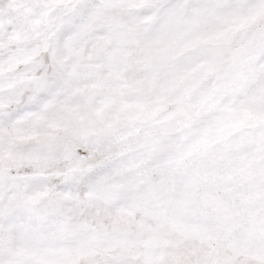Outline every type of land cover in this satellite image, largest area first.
<instances>
[{
  "label": "snow or ice",
  "instance_id": "snow-or-ice-1",
  "mask_svg": "<svg viewBox=\"0 0 264 264\" xmlns=\"http://www.w3.org/2000/svg\"><path fill=\"white\" fill-rule=\"evenodd\" d=\"M0 264H264V0H0Z\"/></svg>",
  "mask_w": 264,
  "mask_h": 264
}]
</instances>
